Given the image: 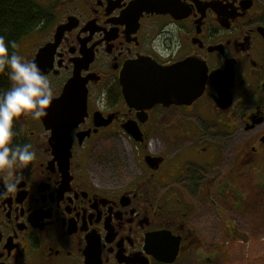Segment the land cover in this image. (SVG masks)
Returning a JSON list of instances; mask_svg holds the SVG:
<instances>
[{"label":"flooded vegetation","instance_id":"obj_1","mask_svg":"<svg viewBox=\"0 0 264 264\" xmlns=\"http://www.w3.org/2000/svg\"><path fill=\"white\" fill-rule=\"evenodd\" d=\"M33 2L42 20L17 52L36 63L49 48L53 100L72 83L81 119L57 150L42 119L18 122L37 156L0 170V264H209V238L257 227L264 0ZM156 74L167 93L200 94L134 98Z\"/></svg>","mask_w":264,"mask_h":264},{"label":"clouds","instance_id":"obj_2","mask_svg":"<svg viewBox=\"0 0 264 264\" xmlns=\"http://www.w3.org/2000/svg\"><path fill=\"white\" fill-rule=\"evenodd\" d=\"M16 41H8L0 34V72L5 73L11 84L0 92V170L15 167L27 168L37 152L31 143H16V124L21 118L40 120L47 116V110L54 99V90L47 75L34 60L28 59L17 51ZM6 185L12 192L22 179Z\"/></svg>","mask_w":264,"mask_h":264},{"label":"water","instance_id":"obj_3","mask_svg":"<svg viewBox=\"0 0 264 264\" xmlns=\"http://www.w3.org/2000/svg\"><path fill=\"white\" fill-rule=\"evenodd\" d=\"M49 48H44L40 51L38 55V59L36 63L41 66L42 59L45 53ZM193 90H199L203 86V81L198 78L201 77V72H199V68L193 64ZM161 77L156 74L153 77H144L142 78L143 86L140 87L141 90L145 91L144 93H136L133 94L134 98L148 101L150 104H157L164 101V99L169 98H179L181 100L191 99L197 97L200 93H192L187 97H177L176 93H167L169 87L161 86ZM202 82V86L200 83ZM73 84L70 83L65 89L64 97L59 100H53L52 104L49 106L47 110V116L42 117L44 124L51 129L54 135V140L56 144L53 145L54 149L57 150L59 148L64 147V141L68 138L70 140V132L71 130L80 122L81 113H80V104H71L70 101L76 97L75 93H69L72 89ZM69 101V102H68ZM85 107V103H84ZM70 143H68V148Z\"/></svg>","mask_w":264,"mask_h":264},{"label":"trees","instance_id":"obj_4","mask_svg":"<svg viewBox=\"0 0 264 264\" xmlns=\"http://www.w3.org/2000/svg\"><path fill=\"white\" fill-rule=\"evenodd\" d=\"M41 20V14L33 0H0V34H4L8 41H16L18 45L23 37L30 34L40 24ZM11 51H17V48H10ZM10 84L7 75L0 72V92L7 90ZM16 130H18V123ZM18 136L19 134L16 138ZM260 199L262 200L261 205ZM256 211V215L260 217L259 222L261 221V223H256V226L264 225V196L259 194L256 199Z\"/></svg>","mask_w":264,"mask_h":264},{"label":"rangeland","instance_id":"obj_5","mask_svg":"<svg viewBox=\"0 0 264 264\" xmlns=\"http://www.w3.org/2000/svg\"><path fill=\"white\" fill-rule=\"evenodd\" d=\"M112 148L113 151L111 152L115 153L120 146H113ZM122 148L123 153L131 159L130 146L124 144ZM259 220L260 218H257L255 222L261 223ZM218 228L216 225L215 230L218 231ZM241 228L245 231L243 238H230L218 240V242L216 239H208L209 248L220 245L219 251L210 255L209 264H264V225L254 228L253 224L246 221L245 227L242 226ZM218 234H220L219 231ZM219 238H221L220 235H218Z\"/></svg>","mask_w":264,"mask_h":264}]
</instances>
